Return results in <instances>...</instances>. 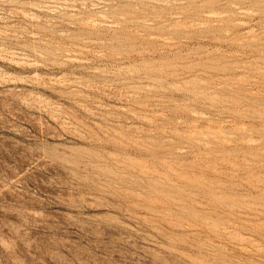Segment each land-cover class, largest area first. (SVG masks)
Segmentation results:
<instances>
[{"label": "rangeland", "instance_id": "1", "mask_svg": "<svg viewBox=\"0 0 264 264\" xmlns=\"http://www.w3.org/2000/svg\"><path fill=\"white\" fill-rule=\"evenodd\" d=\"M0 264H264V0H0Z\"/></svg>", "mask_w": 264, "mask_h": 264}]
</instances>
